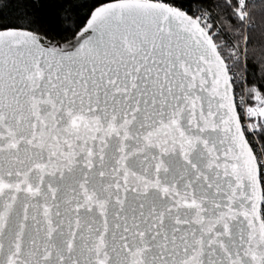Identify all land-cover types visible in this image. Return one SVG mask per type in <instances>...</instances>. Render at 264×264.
I'll return each mask as SVG.
<instances>
[{"label":"snow or ice","instance_id":"6c2138e0","mask_svg":"<svg viewBox=\"0 0 264 264\" xmlns=\"http://www.w3.org/2000/svg\"><path fill=\"white\" fill-rule=\"evenodd\" d=\"M0 264H264V0H0Z\"/></svg>","mask_w":264,"mask_h":264}]
</instances>
